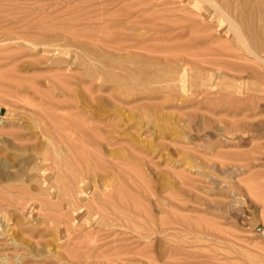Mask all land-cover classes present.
<instances>
[{
    "label": "rangeland",
    "instance_id": "1",
    "mask_svg": "<svg viewBox=\"0 0 264 264\" xmlns=\"http://www.w3.org/2000/svg\"><path fill=\"white\" fill-rule=\"evenodd\" d=\"M192 3L0 0V264H264L262 65Z\"/></svg>",
    "mask_w": 264,
    "mask_h": 264
},
{
    "label": "bare ground",
    "instance_id": "2",
    "mask_svg": "<svg viewBox=\"0 0 264 264\" xmlns=\"http://www.w3.org/2000/svg\"><path fill=\"white\" fill-rule=\"evenodd\" d=\"M186 2H187V0H185ZM264 1V0H263ZM157 2H158V0H157ZM193 2H194V6L192 5V7L190 6L191 4H189V5H185V6H187V8H188V6L189 7H191V8H193V7H195L194 9L195 10H202V4L203 3H206V2H209V4H207V6H209V5H211V7L213 8V10H214V12H212V13H215V15H216V20L218 21V26H219V28L220 29H223V28H225L226 30H225V32L227 33L226 35H229V33H230V36H231V34H232V37H230L229 36V38H228V40L226 39V42L228 43V45H230L231 43L232 44H234V42L237 44L238 42L240 43V45L238 44V46L240 47L241 46V44H242V46H243V48L250 54V55H252L257 61H259V63L262 65V67H261V81L263 82V85H264V56L263 55H261V54H259L257 51H256V49H254L253 48V46L251 47L247 42V40H246V38H245V35L242 33V31H240L239 29L240 28H238L239 27V25L238 24H236L237 22L234 20V18L230 15V13H227L226 12V10L225 9H223V8H221L219 5H218V3H215V1L214 0H193ZM180 3V2H179ZM184 3V2H183ZM181 4V3H180ZM185 4H187V3H185ZM262 4H263V2H262ZM182 6H183V4H182ZM184 6V7H185ZM131 7V6H130ZM210 7V6H209ZM263 7H264V5H263ZM154 8V7H153ZM186 8V7H185ZM204 8V7H203ZM193 9V10H194ZM206 8H204V10H205ZM144 10V9H143ZM206 10H208V9H206ZM205 10V11H206ZM151 11V10H150ZM205 11H204V13H205ZM181 12V11H180ZM184 12V11H183ZM201 12H203V11H201ZM208 12V11H207ZM132 14V13H131ZM208 14V13H207ZM198 15H200V14H198ZM202 15H204V14H202ZM206 15V14H205ZM209 15V14H208ZM213 15V14H212ZM212 15H210V16H212ZM262 16V15H261ZM260 16V17H261ZM132 17V16H131ZM147 17V16H146ZM200 17V16H199ZM128 18V17H127ZM202 18V17H201ZM205 18V17H204ZM209 18V17H208ZM213 18H215L214 17V15H213ZM218 18V19H217ZM150 19V18H149ZM213 20V19H212ZM157 21V20H156ZM202 21V20H201ZM204 21H205V19H204ZM203 21V22H204ZM210 21V20H209ZM263 21V20H262ZM134 22V21H133ZM131 23V22H130ZM149 23V22H148ZM204 23H206V21L204 22ZM213 23V22H212ZM215 23V22H214ZM142 25V24H141ZM238 25V26H237ZM204 26V25H203ZM151 27V26H150ZM153 27V26H152ZM201 27H202V25H201ZM213 27V26H212ZM199 28V27H198ZM198 28H197V30H198ZM207 28V27H206ZM200 29V28H199ZM215 29V28H214ZM194 30V29H193ZM202 30V29H201ZM201 30H199V31H201ZM205 30V29H204ZM210 30H212V29H210ZM209 31V30H208ZM216 31H217V29H216ZM198 32V31H197ZM210 32V31H209ZM219 32V31H218ZM225 32H223V33H225ZM202 33V32H201ZM205 33V32H204ZM220 34V33H219ZM205 35H206V33H205ZM204 36V35H203ZM212 37V36H211ZM221 37V36H220ZM223 37V36H222ZM209 38V37H208ZM207 38V39H208ZM218 38V37H217ZM210 39H212V38H210ZM189 40V39H188ZM203 40V39H202ZM218 41V40H217ZM178 42V41H177ZM205 42H206V37H205ZM226 42H223V43H226ZM207 43V42H206ZM215 43H217V42H215ZM222 43V42H221ZM31 45V44H30ZM48 46H53V45H51V44H47ZM57 45V44H56ZM197 45V44H196ZM218 45V44H217ZM219 45H220V42H219ZM218 45V46H219ZM46 46V45H45ZM48 46H46V47H48ZM58 46L59 45H57V47H55V48H58ZM202 46V45H201ZM225 46H227L226 44H225ZM224 46V47H225ZM49 47V48H50ZM67 47V46H66ZM134 47V46H133ZM199 47V46H198ZM215 47H217V46H215ZM221 48H223V49H225L223 46H220ZM229 47V46H228ZM53 48V47H52ZM60 48V47H59ZM59 48H58V50H59ZM68 48V47H67ZM67 48H60V49H64L63 51H65ZM130 48V47H129ZM232 48V47H231ZM132 49H134V48H132ZM142 49V48H141ZM146 49V48H145ZM194 49V48H193ZM196 50H197V48H195ZM216 49V48H215ZM227 49V48H226ZM225 49V51H228V49L226 50ZM139 50V49H138ZM190 50V49H189ZM217 50H219V49H216L215 50V52H218ZM232 50V49H231ZM68 51H70L69 50V48L67 49V52ZM191 51H192V49H191ZM195 51V50H194ZM211 51V50H210ZM220 51V50H219ZM223 51V53L225 52L224 50H222ZM150 52V51H149ZM176 52V51H175ZM185 52V51H184ZM205 52V51H204ZM206 52H207V50H206ZM221 52V51H220ZM228 54H229V52H227ZM226 53V54H227ZM69 54V53H68ZM184 54V53H183ZM192 54H193V51H192ZM220 53L218 52V55H219ZM167 55V54H166ZM223 55V54H222ZM67 56V55H66ZM215 56V55H214ZM217 56V55H216ZM219 56H221V55H219ZM224 56V55H223ZM210 57V56H209ZM212 57V56H211ZM229 57H230V55H229ZM220 69V68H219ZM220 75H221V73H219ZM259 79V80H260ZM260 81V82H261ZM217 82V81H216ZM215 82V83H216ZM214 83V84H215ZM233 86V85H232ZM210 87V86H209ZM233 87H235V86H233ZM212 88V87H211ZM209 89V88H208ZM212 90H213V88H212ZM210 91V90H209ZM214 91H216V90H214ZM246 91V90H245ZM244 91V92H245ZM212 92V91H211ZM192 93V92H191ZM208 93V92H207ZM190 94V93H189ZM217 94H218V92H217ZM229 94V93H228ZM236 94L238 95L237 97H236ZM212 95H215V94H212ZM231 95H233L232 97H236V98H234L235 99V102H236V99H239V98H241L242 97V95H243V91H241V90H239L238 89V87H236V88H234L233 90H232V94ZM230 96V95H229ZM9 97V96H8ZM198 96H196V98H197ZM200 97H201V95H200ZM224 97H225V95H224ZM227 97H228V95H227ZM244 97H246L247 98V95L246 96H243L241 99H244ZM251 99H253V98H251ZM232 100H233V98H232ZM231 100V101H232ZM248 100H249V98H248ZM246 101V100H245ZM77 117V116H76ZM231 117V116H230ZM234 117V116H233ZM245 117V116H244ZM229 118V117H228ZM235 118V117H234ZM245 119H246V117H245ZM83 121V120H82ZM246 122V121H245ZM84 123V122H83ZM249 123V122H248ZM257 128V127H256ZM229 130V132L231 133V135H232V133H234L235 135H239V137H242V134H241V132L239 131L240 130V128H239V126H231V127H229L228 128ZM227 132V131H226ZM250 132H252V130L250 131ZM229 134V133H228ZM207 138H209V137H207ZM226 160V159H225ZM231 160V159H230ZM229 160V161H230ZM255 161V160H254ZM241 163V162H240ZM81 171V170H80ZM239 173V172H238ZM111 175V174H110ZM95 178V177H94ZM94 182V181H93ZM259 183V182H258ZM103 184V183H102ZM94 185H96V183L94 184ZM88 186V185H87ZM87 186H86V188H84V186H81L82 188L79 190V197L80 198H85L86 196H88V189H87ZM96 186H98V185H96ZM95 186V187H96ZM103 186V185H102ZM118 186V185H117ZM97 188V187H96ZM111 189V188H110ZM103 190V189H102ZM101 190V191H102ZM112 190H105V191H103L101 194H100V196L101 197H103V199L106 197V199H107V196H110V197H115V193H113V191L111 192ZM96 192H97V189H94V192L93 193H89L90 195H92L91 196V198H92V200L91 201H93V200H95V195H96ZM116 192V191H115ZM78 195V194H77ZM100 196H98V197H100ZM78 197V196H77ZM110 197H108V198H110ZM73 198V197H72ZM78 199V198H77ZM76 199V200H77ZM89 199V198H88ZM82 200V199H81ZM113 200V199H112ZM177 200V199H176ZM95 203V202H94ZM133 203V202H132ZM92 205V204H91ZM205 205V204H204ZM191 208V207H190ZM135 209V208H134ZM193 211H194V209L193 208H191ZM196 209V208H195ZM76 219V218H75ZM201 221V220H200ZM171 222V225H172V221H170ZM156 223V222H155ZM163 223H164V220H163ZM166 223H167V221H166ZM165 223V225L166 226H168L169 224H166ZM205 223V222H204ZM162 223L160 222V226H162L161 225ZM188 224V223H187ZM173 225H176L175 223L173 224ZM207 225H209V224H207ZM164 226V225H163ZM206 227V226H205ZM157 228V227H156ZM210 228H213V227H211L210 226ZM209 228V229H210ZM215 228H217V227H215ZM157 230V229H156ZM211 230V229H210ZM221 230V229H220ZM158 232H159V229L157 230ZM167 231V230H166ZM166 231H165V233H166ZM156 232V231H155ZM157 232V233H158ZM160 232H162V231H160ZM173 232H174V229H173ZM193 232V231H192ZM221 232V231H220ZM164 233V234H165ZM175 233H176V231H175ZM223 233V232H222ZM226 234V233H225ZM202 235V234H201ZM203 235H205V234H203ZM202 235V236H203ZM208 235V234H207ZM223 235H224V233H223ZM198 236V235H197ZM201 236V237H202ZM227 236V235H226ZM209 237V236H208ZM229 237V236H228ZM231 237V236H230ZM196 238V237H195ZM204 238V237H203ZM207 238V237H206ZM218 240V239H217ZM192 242V241H191ZM192 248V247H191ZM182 256H184V255H182ZM247 256V255H246ZM185 257V256H184ZM254 257V256H253ZM183 260V259H182Z\"/></svg>",
    "mask_w": 264,
    "mask_h": 264
}]
</instances>
